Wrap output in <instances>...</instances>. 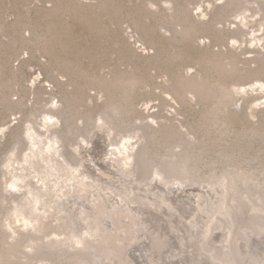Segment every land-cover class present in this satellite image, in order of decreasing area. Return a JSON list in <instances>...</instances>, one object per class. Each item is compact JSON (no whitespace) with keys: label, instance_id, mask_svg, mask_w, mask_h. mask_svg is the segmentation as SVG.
Segmentation results:
<instances>
[{"label":"rangeland","instance_id":"1","mask_svg":"<svg viewBox=\"0 0 264 264\" xmlns=\"http://www.w3.org/2000/svg\"><path fill=\"white\" fill-rule=\"evenodd\" d=\"M53 140L93 192L47 196L54 209L41 228L27 231L13 217V202L27 189L41 193V156L40 177L28 161ZM121 140L142 148L141 164L165 176L124 168ZM27 172V188L10 190L13 175ZM59 173L52 187L64 184ZM117 199L155 213L129 215L141 229L125 206L115 214L106 205L118 206ZM262 199L264 0H0V264H98L60 244L78 232L76 224L82 229L80 209L109 230L90 240L107 264H171L179 252L181 262L172 264H219L210 258V236L217 251L264 254ZM152 201L159 208L145 205ZM62 207L77 223L64 221ZM175 237L181 243L171 257Z\"/></svg>","mask_w":264,"mask_h":264},{"label":"bare ground","instance_id":"2","mask_svg":"<svg viewBox=\"0 0 264 264\" xmlns=\"http://www.w3.org/2000/svg\"><path fill=\"white\" fill-rule=\"evenodd\" d=\"M104 118V117H103ZM105 121V120H104ZM105 124V123H104ZM29 135H30V137L32 136V134H30V132H29ZM58 138V137H57ZM132 138H130L129 140H131ZM122 141V140H121ZM128 141V140H127ZM123 142V141H122ZM124 143V142H123ZM128 143V142H127ZM123 144V147H122V149L120 150V155H122L123 157H124V159H123V162H124V168H131L132 167V169H134V170H138L139 169V167L142 165L141 164V162H140V160H141V158L143 159V157H140V155L141 156H143L142 154L143 153H141L140 155H139V153L141 152V150H142V148H141V150H140V152L138 153V151H134V148H133V146H134V144ZM60 148V146H58V143H57V141L55 140H53V141H49L48 142V144L45 146V148H44V151H43V153L41 154V153H37L36 151H35V153H34V157H36L37 158V160L35 159V161L33 160V158H30V160L28 161V166H27V168H31V174H33V175H38L39 173H40V169L39 168H37V166H41L40 164V160H39V157L38 156H41V160H42V162H43V167L45 168V172H44V175L42 176L43 177V179L42 180H44V181H40V183L41 184H43L42 186H41V184H40V187H41V189H40V191H41V193H39V191L38 192H35V191H32L31 189L30 190H28L27 189V191H26V193L22 196V198H21V201L20 200H14L15 202H13L14 204H13V207H12V213H13V217L15 218V220H17V221H19L20 223H21V226L23 227V228H25L27 231H31V230H37V229H39V228H41V226L43 225V219H44V217H47V216H49L50 215V209L52 210V209H54L51 205H49L48 203H47V201H46V197L47 196H49L50 198H52V197H54V198H58V199H60L61 201H63V200H65V199H68V200H70L71 199V197H73V195L70 197V196H68L69 194H71V192H73L74 194H75V191H77V193H84L85 195V197H86V195L87 194H89V193H91V192H93V191H89V189H90V187L92 186H90V184H88L89 182L88 181H90L89 180V177L88 176H84L81 172H80V170L78 169V168H76V167H72L69 163H68V158H66V154L62 151V150H60L59 149ZM143 152V151H142ZM33 153V152H32ZM115 153H111V155L113 156ZM119 154V153H118ZM174 157H176V156H174ZM28 158V157H27ZM29 159V158H28ZM145 159H146V157H145ZM114 160V159H113ZM145 161V160H144ZM91 162V161H90ZM143 162V161H142ZM150 162V161H149ZM27 163V159H26V161H25V164ZM146 163H147V159H146ZM146 163H144V164H146ZM13 164H14V159H12V158H10V159H8V161H7V168L8 169H13L14 168V166H13ZM142 166H144V170H145V168H147L146 169V171L148 170L149 171V173H150V171H151V173H153V175H154V178L156 179L157 177H159V175H161L162 173H163V171L160 169V168H158V166L157 167H155L154 165H153V167L151 166H149V164L148 165H142ZM23 168L22 169H25V167L24 166H22ZM66 167H67V169H66ZM160 167V166H159ZM181 167V166H180ZM186 167H187V165H186ZM41 168V167H40ZM101 168H102V166H101ZM169 168H171L172 169V171H173V173L176 171L175 169H176V166L174 167V166H171V167H169ZM182 168H183V170L182 171H185L184 170V166H183V164H182ZM64 169V170H63ZM61 170H63V171H65V175L63 174V176H61V174H62V171ZM175 170V171H174ZM61 171V174L59 173ZM153 171V172H152ZM166 171H168V170H166ZM165 171V172H166ZM181 171V172H182ZM187 171V170H186ZM30 172V171H29ZM93 172V171H92ZM105 172V171H104ZM143 172H145V171H143ZM59 173V175L60 176H58V178L60 177V179L62 178V180H64V184H58V185H56V184H54V186L55 187H52V181L50 180V178H51V176L53 177V176H55L54 174H58ZM136 173V172H135ZM134 173V174H135ZM146 173V172H145ZM144 174V173H143ZM143 174H142V176H143ZM93 175V174H92ZM149 175H151V174H149ZM163 176H165L164 174H162ZM181 175V174H180ZM134 176H136V175H134ZM169 176V175H168ZM28 177H29V173L27 172L26 174L24 173V174H22L21 175V177L19 176V175H13V181H11L10 182V184H9V187H10V190H15L16 192H18L19 190H21V189H23V188H27V187H25L24 185H23V181L24 180H26V181H28L27 179H28ZM38 177H40L39 175H38ZM38 177H34L35 179L36 178H38ZM96 177V176H95ZM147 177V176H146ZM167 177V176H166ZM175 177V176H174ZM162 179H164V177H161ZM178 178V177H177ZM180 178H182V177H180ZM99 179V178H98ZM134 179H136L135 177H134ZM149 179V178H148ZM158 179H160V177L158 178ZM169 179V178H168ZM38 180V179H37ZM40 180V179H39ZM58 180V179H57ZM139 180V179H138ZM157 180V179H156ZM176 180H179V179H176ZM106 181V180H105ZM223 181V180H222ZM30 182V181H29ZM60 182V181H59ZM58 182V183H59ZM72 182H74V183H72ZM92 182V181H91ZM94 182V181H93ZM135 182V181H134ZM228 182V181H227ZM91 184H95V183H91ZM48 185H51V186H48ZM96 185V184H95ZM98 185V184H97ZM150 184H148V186H149ZM39 187V186H38ZM96 187V186H95ZM98 187H99V185H98ZM158 187V186H157ZM168 187H169V185H168ZM167 187V188H168ZM227 187V186H226ZM94 188V187H93ZM102 187H100V189H101ZM164 188V187H163ZM163 188H161V189H163ZM170 188H173V186L171 187V185H170ZM54 189H57L56 191H54ZM95 189V188H94ZM105 189V188H104ZM150 188L148 187V189L147 190H149ZM159 189H160V187H159ZM169 189V188H168ZM175 189V188H174ZM173 189V190H174ZM230 189V188H229ZM75 190V191H74ZM95 190H97V189H95ZM147 190H145V191H147ZM167 190V189H166ZM102 191V190H101ZM113 191H115V190H113ZM118 191H120V192H122V190H118ZM178 191V190H177ZM100 192V191H99ZM98 192V193H99ZM108 194H109V192H108ZM128 194V193H127ZM166 194H167V192H166ZM170 194V193H169ZM212 194V193H211ZM110 195V194H109ZM112 195V194H111ZM109 196V198L110 199H112V196ZM213 195V194H212ZM68 196V197H67ZM83 196V197H84ZM118 196V195H117ZM141 196V195H140ZM45 197V198H44ZM63 197H65V199H63ZM67 197V198H66ZM120 197H122V196H120ZM98 198V197H97ZM105 199H108V197H104ZM116 198V197H115ZM125 198V197H124ZM124 198H122L121 200H124ZM230 198V197H229ZM48 199V198H47ZM78 199H79V201H80V203L83 201V198L81 197V196H75V200L78 202ZM102 199V198H101ZM113 199H114V197H113ZM112 199V200H113ZM134 199V198H133ZM151 199V198H150ZM163 199V198H162ZM164 199H170L169 197H168V195H166V198H164ZM163 199V200H164ZM205 199V198H204ZM89 200V199H88ZM127 200V199H126ZM129 200H131V199H129ZM136 200V199H135ZM147 200H148V198H147ZM163 200H161V202L163 203L164 201ZM217 200V199H216ZM230 200V199H229ZM262 200H264V199H262ZM100 201V200H99ZM109 201V200H108ZM118 201V199L116 200V202ZM137 202H138V200H136ZM171 201V200H170ZM231 201V200H230ZM230 201H229V203H230ZM74 202V201H73ZM96 202V201H95ZM134 202V201H133ZM176 202H177V200H176ZM180 202V201H179ZM93 203V202H92ZM118 203V202H117ZM122 203H123V201H122ZM122 203H118V206H113L112 204H110L109 202L107 203L106 202V205L107 206H111L113 209H115V214H116V212H120L121 210H122V208L126 205L125 203V205L124 204H122ZM127 203H129V202H127ZM136 203V202H135ZM166 203V202H165ZM224 203V202H223ZM82 204V203H81ZM114 204V203H113ZM139 204V203H138ZM145 204V203H144ZM143 204V205H144ZM148 204H150V206H152V208H156L157 207V205H156V203H155V201H152L151 203H146L145 205L146 206H148ZM161 204V203H160ZM171 204H173V203H171ZM65 205L66 206H69L66 202H65ZM65 205H64V207H65ZM87 206H88V204H86ZM128 205H130V207H129V209L125 206L124 207V212H126V214H127V218L129 219V215H131L132 216V218L134 219V217H137V218H141V216H142V214H144L142 211H144V212H146V213H149V214H154L155 212V209H154V211H153V209H151L150 207H147V208H142V209H138V206L139 205H142V204H139V205H135V204H133V203H129ZM144 205V206H145ZM230 205H232V204H230ZM57 206L60 208V203H58L57 204ZM92 206V205H91ZM169 207V206H171V205H165V207ZM175 206V205H174ZM187 206V205H186ZM90 207V206H89ZM97 207H98V205H97ZM225 207H229V209L231 208L232 210H234L233 209V207H231V206H229V204H228V206H227V204H226V206ZM224 207V208H225ZM63 208V207H62ZM80 208V207H79ZM157 208H159V207H157ZM183 208V207H182ZM204 208H206V207H204ZM235 208V207H234ZM57 209V208H56ZM113 209H112V211H109V214L111 213V214H113L114 215V211H113ZM174 209V208H173ZM207 209V208H206ZM210 209V208H209ZM134 210V211H133ZM177 210V209H176ZM185 211V210H188V209H185V207H184V209H182V211ZM208 210V209H207ZM215 210V209H214ZM213 210V211H214ZM216 210H219V209H217L216 208ZM224 210V209H223ZM227 209H225L224 211H226ZM89 211V210H88ZM88 211H85L84 209H80V212L78 213V215H79V217H80V220H81V222H82V224L80 223V225H82V229L81 228H79V223L78 224H76L77 225V233L75 234L74 232H70L69 233V235L70 236H68V237H66V239L64 240V241H61L60 242V244H65V245H67L69 248H71L73 251H75L76 252V255L74 256L77 260H79V261H84V259H86L87 257H90V259L91 260H93V261H97V263L98 264H107V261L106 260H104V258L102 257V255H99L98 254V250L96 249V246H94V242L95 241H97L98 240V238L100 237V238H103V235L104 236H106L108 233H109V230L107 229V228H104L102 225H100L99 224V222L97 221V220H99V219H97L96 218V216H95V213L93 212V213H90V212H88ZM98 211V210H97ZM102 211V210H101ZM171 211H172V209H171ZM174 211V210H173ZM193 211V210H192ZM195 211V210H194ZM204 211V210H203ZM203 211H201V212H203ZM223 211V212H224ZM229 211V210H228ZM68 212V211H67ZM66 212V210L63 208L61 211H60V213H63L64 214V217H66L67 218V215H68V213ZM100 212V211H99ZM134 212H136V213H134ZM158 212H159V210H158ZM178 213V215H181V213H179L180 211H177ZM218 212V211H217ZM157 213V212H156ZM175 213V212H174ZM215 213V212H214ZM230 212H228V214H229ZM74 214V213H73ZM72 214V215H73ZM77 214V213H76ZM176 214V215H177ZM185 214V213H184ZM208 214H210V212L208 213ZM216 214V213H215ZM225 214V213H224ZM167 215H169V214H167ZM213 215V214H212ZM74 216L75 215H73V218H74ZM103 216V215H102ZM149 216H151V215H149ZM162 216V215H161ZM226 216V215H225ZM228 216V215H227ZM233 218L232 219H230L231 221H233V223L235 224V226H236V224L238 223L237 222V220L234 218V215H231ZM147 218H148V215L146 216ZM209 217H211V216H209ZM212 217H215V216H212ZM65 218V219H66ZM76 218V217H75ZM71 219L70 221L72 222H74V223H77V220H78V218L77 219ZM158 218V217H157ZM156 218V219H157ZM203 218V217H202ZM216 218V217H215ZM226 218V217H225ZM229 218V217H228ZM262 218H263V216H262ZM68 219V218H67ZM64 220L65 222H67L68 223V225L70 224V221H69V219L68 220ZM109 218H107L106 220H108ZM188 219V218H187ZM212 219V218H211ZM79 220V221H80ZM151 220V219H150ZM155 220V219H154ZM158 220V219H157ZM195 220V219H194ZM193 219L191 220V221H194ZM129 222H130V224H133V223H136L137 225H140L141 226V229H142V225L141 224H138L139 223V221L138 220H128ZM142 221V220H141ZM162 221V220H161ZM197 221H198V219H197ZM95 222V223H94ZM167 222V221H166ZM189 222V221H188ZM195 222V221H194ZM208 222V221H207ZM210 222V221H209ZM230 222V221H229ZM144 223V222H143ZM161 223V222H160ZM190 223H193V222H190ZM232 223V222H231ZM73 224V223H72ZM71 224V225H72ZM135 224V225H136ZM146 224V223H145ZM144 224V225H145ZM195 224V223H194ZM206 224H208V223H206ZM239 224V223H238ZM241 224V223H240ZM245 225H242V227L243 228H245V229H247L248 231H247V233H249V234H251L250 232H252V234H254L253 232H254V227H252L251 225L249 226L248 224H246V223H244ZM168 225H169V223H168ZM192 225V224H191ZM73 226V225H72ZM133 226V225H132ZM146 226H147V224H146ZM149 226V225H148ZM175 226V225H174ZM193 226V225H192ZM8 227H10V224H8ZM74 228H75V226H73ZM150 227V226H149ZM195 227V226H194ZM203 227V226H202ZM70 228V227H69ZM138 228H140V227H138ZM145 228V227H144ZM148 228V227H147ZM157 228V227H156ZM164 228H166V225H164V227H162V229H164ZM168 228V227H167ZM187 228V227H186ZM196 228V227H195ZM201 228V227H200ZM204 228V227H203ZM207 229V228H206ZM254 229V230H253ZM71 230H73V229H71ZM117 230V229H116ZM129 230V229H128ZM140 229H136L135 231L133 230V233L134 232H140L139 231ZM144 230V229H143ZM201 230H203V229H201ZM104 231H107V234H103V232ZM195 231V230H194ZM194 231H192L193 233H194ZM198 231V230H197ZM209 231V230H208ZM256 231V230H255ZM15 233H18V232H16V231H14ZM142 232V231H141ZM157 232V231H156ZM184 232V231H183ZM199 232V231H198ZM204 232L205 231H202V233L201 234H204ZM200 233V232H199ZM229 233V232H228ZM201 234H199V235H201ZM124 235H125V233H124ZM194 235V234H193ZM196 235V234H195ZM205 235V234H204ZM57 236V235H56ZM175 236V235H174ZM210 236V235H209ZM208 236V237H209ZM214 236V235H213ZM211 237V236H210ZM210 237L209 238H207V240H206V244H209V254H210V258H212V260H215L214 262H216V260H217V262L219 263V264H264V254H259L258 255V251L256 252L257 254H255V256L254 255H247V256H245L244 254L243 255H241L242 253H240V252H234L233 253V251L232 250H228L227 252H225V248L223 247V246H220L221 247V249H220V251H217L218 249H217V247H216V243H213V242H211V240H210ZM264 239V238H263ZM90 240H93L94 242H90ZM225 240V239H224ZM255 241V240H254ZM28 242H31V245H29L28 247H30V248H34L35 246H34V241H33V239L31 238V236L28 238ZM175 242V243H174ZM174 242L172 243V247H174L175 246V248H174V250L173 251H171V257H172V255L173 256H176L177 254L175 253V251H177V250H179V247L177 246V245H180V243H181V240L179 241L178 239H177V237H175L174 238ZM222 242H224V241H222ZM222 242H220L221 243V245H222ZM243 242V245L244 246H246L247 247V243H248V241L246 242V240H243L242 241ZM227 243H228V241H227ZM228 245H230V243L228 244ZM231 245H233V244H231ZM260 245V244H259ZM225 246V245H224ZM107 247V246H106ZM215 247H216V249H215ZM145 248V247H144ZM219 248V247H218ZM35 249V248H34ZM89 249H92V251H88ZM227 249H228V246H227ZM232 249H233V247H232ZM261 249V251L263 250L264 251V247H262V246H260L259 247V250ZM30 250V249H29ZM256 250H258V249H256ZM262 251V252H263ZM141 252V251H140ZM181 252H179V258H178V256L177 257H172L171 258V264L174 262V261H176V259H178V261L179 262H181V254H180ZM261 253V252H260ZM111 254V253H110ZM108 255V254H107ZM132 258H133V260H135V262L136 261H139V258H137V252H133L132 254ZM196 255V254H195ZM7 256V255H6ZM10 256H11V254H10ZM86 256V257H85ZM144 256V255H143ZM5 257V256H4ZM110 257H113L112 255L110 256H108V258H110ZM145 257V256H144ZM147 257V256H146ZM168 257H170V256H165V261L166 262H168ZM89 259V262H91V260ZM165 262V263H166ZM216 262V263H217ZM140 264V263H139ZM167 264V263H166Z\"/></svg>","mask_w":264,"mask_h":264}]
</instances>
